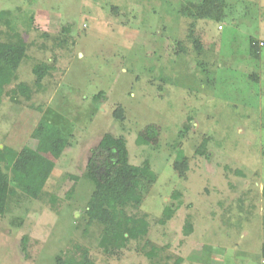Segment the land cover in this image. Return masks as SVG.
<instances>
[{
	"label": "rangeland",
	"instance_id": "1",
	"mask_svg": "<svg viewBox=\"0 0 264 264\" xmlns=\"http://www.w3.org/2000/svg\"><path fill=\"white\" fill-rule=\"evenodd\" d=\"M201 1L0 0V41L27 50L0 104V148L55 163L39 197L16 190L0 214V264H56L83 248L95 264H264V45L250 49L251 37L264 43V0H226L222 21L183 13ZM19 83L29 97L12 92ZM149 124L158 141L141 144ZM105 133L156 176L129 208L147 215V236L115 254L88 227L108 200L84 176Z\"/></svg>",
	"mask_w": 264,
	"mask_h": 264
},
{
	"label": "trees",
	"instance_id": "2",
	"mask_svg": "<svg viewBox=\"0 0 264 264\" xmlns=\"http://www.w3.org/2000/svg\"><path fill=\"white\" fill-rule=\"evenodd\" d=\"M184 14L196 19H212L222 21L227 17L225 12L226 0H202L199 3L188 2L184 5ZM251 54H260L258 41L250 38ZM27 57V50L19 44L0 41V104L6 93V88L18 78V69ZM46 66L37 65L34 73L37 75V85L40 86ZM22 91L27 94L30 88L26 83H19L13 93ZM114 116L123 119V108L119 106L114 111ZM159 137V129L154 124H149L138 134V142L141 144H156ZM206 140L200 145L201 154L205 151ZM115 150L118 154H115ZM115 162L109 160L115 159ZM99 165L107 168L106 175H98L96 169ZM175 167L181 173L187 169V163L177 161ZM55 168L53 160L39 155L34 149L24 147L17 151L9 146L0 148V214L6 212L8 200L11 195L20 190L23 194L32 198L39 197L48 178ZM84 176L95 188L108 198L105 207L100 213L88 211V227L97 224L101 227L97 248L106 254H115L124 248L132 240L142 241L148 234V219L146 214L135 215L129 212V208L138 209L150 187L155 182L156 176L146 161L143 165H133L129 161L127 142L123 137H117L112 133H105L98 144L94 155L91 157ZM80 179V177H76ZM172 211L164 212V219L172 216ZM187 230L191 231V223H187ZM88 232V228L85 229ZM157 248L148 252L154 256ZM264 258V242L261 247ZM177 259L175 264H179ZM56 264H95L89 256V250L83 248L79 256L70 253L69 256H57Z\"/></svg>",
	"mask_w": 264,
	"mask_h": 264
},
{
	"label": "water",
	"instance_id": "3",
	"mask_svg": "<svg viewBox=\"0 0 264 264\" xmlns=\"http://www.w3.org/2000/svg\"><path fill=\"white\" fill-rule=\"evenodd\" d=\"M114 152H115L116 155L118 154V151H117V150H115ZM116 160H117V156L115 157V159H110L109 161L113 163V162H115Z\"/></svg>",
	"mask_w": 264,
	"mask_h": 264
},
{
	"label": "built area",
	"instance_id": "4",
	"mask_svg": "<svg viewBox=\"0 0 264 264\" xmlns=\"http://www.w3.org/2000/svg\"><path fill=\"white\" fill-rule=\"evenodd\" d=\"M222 26H220V28H221ZM259 45H260V47H262L263 45H264V43L261 41L260 43H259Z\"/></svg>",
	"mask_w": 264,
	"mask_h": 264
}]
</instances>
